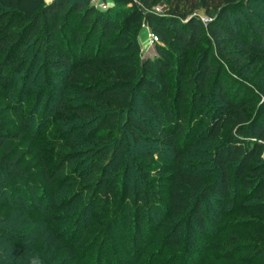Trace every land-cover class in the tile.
Listing matches in <instances>:
<instances>
[{
	"label": "trees",
	"instance_id": "1",
	"mask_svg": "<svg viewBox=\"0 0 264 264\" xmlns=\"http://www.w3.org/2000/svg\"><path fill=\"white\" fill-rule=\"evenodd\" d=\"M111 1L103 11L83 0H0V88L25 127L14 135L0 120V264H66L71 254L85 264H107L111 227L122 226L120 215L127 229L132 226L135 247L141 244L153 229L143 215L158 204L146 190L121 188L130 137L165 146L176 156L173 167L151 158L138 165L149 178L169 181L170 216L189 219L192 233L207 230V203L229 200L239 184L232 199L242 198L230 200L235 204L226 216L231 234L214 243L212 264H264V100L254 109L241 93L230 96L223 80L228 64L246 76L249 57L264 54V30L242 35L239 21L232 20L251 0ZM162 3L167 9L156 12ZM145 27L160 44L157 56L143 61L139 36ZM39 64L51 87L60 85L42 89L33 110L27 109L26 87ZM45 94L49 104L61 98L54 110L64 124L55 123L59 130L51 134L37 128L35 149L14 154L11 143L24 141ZM208 108L213 123L182 149L180 136L189 143L195 133L187 130V113ZM44 109L42 123L50 106ZM148 116L160 129L149 132L138 118ZM204 139L214 143L213 176L187 167L186 153ZM117 199L120 207L100 244L83 242ZM179 235L168 244L178 245ZM195 246L189 257L202 255ZM110 258L109 264L119 261Z\"/></svg>",
	"mask_w": 264,
	"mask_h": 264
},
{
	"label": "rangeland",
	"instance_id": "2",
	"mask_svg": "<svg viewBox=\"0 0 264 264\" xmlns=\"http://www.w3.org/2000/svg\"><path fill=\"white\" fill-rule=\"evenodd\" d=\"M83 1L85 3L91 2L92 4V0ZM108 2L110 7L115 4L111 0H108ZM166 9L167 7L164 3L159 6V10L161 12H164ZM199 16L203 22H208V16L205 15L203 11L199 12ZM232 20L239 21L242 35L247 33L248 30H251L253 34L258 28L264 30V2L262 0H251L248 5V9L233 15ZM81 29L85 30L84 27ZM152 34L153 32L150 28L145 27L139 36V42L142 48L141 58L143 61L149 58L153 59L158 54L157 50L160 42H153ZM247 62H250V65L246 66L244 69L247 77L244 74H240L238 69H235L232 65L228 64L224 68L225 73L223 74V80L227 83L230 96H235L238 93H241V96H245L247 100L253 101V108L255 109L258 108L264 100V54L254 52L249 57ZM42 66V64H39L35 68L33 78L26 87L27 95L24 97V101L27 109L30 108L33 110V106L37 100V95L42 89L53 90L60 85V82H57L53 85V87H51L48 83V75L44 73ZM171 80L175 82L174 77H171ZM19 88L20 87H18V90ZM5 98L6 92L0 88V120L6 122V124L3 125V128L15 135L22 132L25 127L22 125L23 122L21 120H17V118L14 117L12 113L13 109L10 107ZM47 98L49 97L45 94L39 110H34L32 112L35 116L30 121L31 129L28 130L29 132H23L22 134L24 141H13L11 143L14 154L22 155L23 153H26L28 148L33 150L35 149V143L33 142L32 136L33 132H35V130L37 131V128L38 131L40 130L42 135L51 134L56 130H59V127H57L55 123L58 122L60 126L64 124L63 121L65 120L63 118L58 119L59 113L54 110L57 101L61 98L57 96L50 104L47 103ZM211 105L209 107H211ZM46 106H50V110L47 115V120L42 123L43 113L45 111L44 108ZM148 117L149 119L146 121L142 120L141 117L138 118L141 122H143L149 132L156 130L157 128L160 129V126L153 122L154 118L152 116ZM187 118L189 119V126L187 127V130H193V133H195L189 143L187 142L188 140L186 135L180 136L182 139L180 144L182 145V149H188V147L194 145L203 129L210 127L214 121L212 108H208L205 111L201 110L195 113L192 112V114L188 112ZM12 121L15 123L13 124ZM12 124L14 126H12ZM128 140V153L124 157L122 168V170L126 173V178L124 183H122L121 188L125 189L135 187L139 193L146 190L150 194H155L157 197L155 199L156 204L158 205L157 207L150 208L143 215L145 225L147 224L149 226L151 224L153 229L148 231L145 237H143V242L141 244H137L136 247L132 240V226L130 225L127 229L124 226L126 218L125 216L120 215V222L122 223V226H118L117 224L116 227L115 225L111 227L113 232V237H111L113 238V241L111 245L112 248L108 252L109 255H107V264L111 261L110 256H115V258L119 259L117 262L114 261V264H117L118 262L120 264H212L213 256L211 257V255L216 253L214 243L220 242V240L221 243H224V237L228 240L229 235L231 234V229L227 224L228 220H231V218L226 216L228 211L234 208L233 205L235 203L232 205L230 200H233L232 197L235 196L237 192H240V185L236 184L234 186V193L231 195L232 197H230L229 200L215 198L208 202V205L206 206L207 209L205 211V215L208 220L207 230L204 234H201L200 231H198V228H195L194 233H192L190 229L191 222L189 219L183 220L182 222L181 220L170 216L169 181L165 177L149 178L147 175L143 174V168H140L141 166L138 165L139 162L144 163L151 158V160H153L156 164H165L166 166L173 167L175 164L173 159L175 160L176 157L174 153L165 146H158L153 143L147 144L145 142H137L131 137ZM211 144L214 143L204 139L201 144L193 146L194 149H192L190 153H186L187 167L190 165L196 172H203L209 176H213L214 165L212 164L213 162L211 157L213 146ZM28 161L29 159H27V155H24L23 162L26 164ZM115 163L116 162H114L111 167H114ZM32 194H34V192ZM234 198L235 199L233 201L238 202V199H241L242 196L239 194L237 198ZM120 201L121 199L119 202ZM118 205L117 199L111 205L109 212L103 215V218H96L83 242L98 239L100 244L102 238H104L102 235L104 233L103 230H105L107 224L110 226L111 217H113L115 213L113 210L119 208L120 206ZM131 212H133V209ZM123 214H125V212ZM174 225L179 226L176 228V231H172L173 233L170 234V238L166 237V235L171 232ZM146 228L147 226L144 229V234L147 231ZM232 230L239 229L234 228ZM179 233L178 245H169V240ZM195 242V247L197 248L196 250H200L202 255L189 257L188 255L193 252L191 245H194ZM225 246V249L231 248V245L229 244ZM95 248H97V245ZM121 249L125 250L122 251ZM217 252L220 254L223 250H219ZM125 253L127 255H125ZM62 254L66 256L67 251L62 252ZM66 264L85 263L79 255L71 254L68 257ZM221 264L227 263L223 262Z\"/></svg>",
	"mask_w": 264,
	"mask_h": 264
},
{
	"label": "built area",
	"instance_id": "3",
	"mask_svg": "<svg viewBox=\"0 0 264 264\" xmlns=\"http://www.w3.org/2000/svg\"><path fill=\"white\" fill-rule=\"evenodd\" d=\"M92 5L97 8V9H100V10H107L109 7H110V4L107 0H92ZM156 12H159L161 13V11L159 10V6L155 9ZM206 23V22H204ZM152 38H153V42L157 41L158 42V37L155 36L154 34H152Z\"/></svg>",
	"mask_w": 264,
	"mask_h": 264
}]
</instances>
